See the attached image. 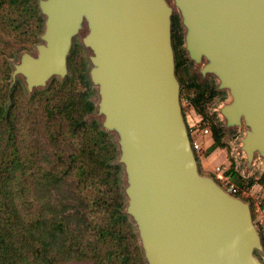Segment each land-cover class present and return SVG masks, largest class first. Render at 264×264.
I'll return each mask as SVG.
<instances>
[{
	"label": "water",
	"instance_id": "1",
	"mask_svg": "<svg viewBox=\"0 0 264 264\" xmlns=\"http://www.w3.org/2000/svg\"><path fill=\"white\" fill-rule=\"evenodd\" d=\"M175 1L186 49L203 61L197 82L212 77L227 90L225 127L244 119L247 157L264 154V0ZM37 7L42 41L36 52H20L10 89L17 74L28 90L64 78L81 34L101 128L117 145L123 213L146 263L264 264L250 203L199 170L180 101L169 0H37Z\"/></svg>",
	"mask_w": 264,
	"mask_h": 264
},
{
	"label": "trees",
	"instance_id": "2",
	"mask_svg": "<svg viewBox=\"0 0 264 264\" xmlns=\"http://www.w3.org/2000/svg\"><path fill=\"white\" fill-rule=\"evenodd\" d=\"M41 22L37 0H0V264H144L123 213L116 147L96 121L83 119L93 104L79 52L70 57L73 77L62 83L31 99L18 83L10 89L7 57L30 47ZM174 26L176 75L189 105L208 121L209 154L226 146L222 127L205 112L214 91L186 78ZM256 181L264 182L247 183Z\"/></svg>",
	"mask_w": 264,
	"mask_h": 264
},
{
	"label": "rangeland",
	"instance_id": "3",
	"mask_svg": "<svg viewBox=\"0 0 264 264\" xmlns=\"http://www.w3.org/2000/svg\"><path fill=\"white\" fill-rule=\"evenodd\" d=\"M169 2L173 5V17L177 19L178 29L177 35L180 38V42L178 44V52L181 55L184 63L186 65V78L198 81L199 77L197 75V69L201 67L202 62L194 60L188 50L186 49V39L183 34V27L179 22V8L176 6L175 0H169ZM39 15L42 18L40 31L36 35L35 41L30 44L29 48H24L20 51L15 52L12 56H8L7 60L10 67V75H9V83L12 77L13 64L18 61V57L20 52L23 50L30 51L31 53L36 52L35 45L42 41L40 38V34L43 30V15L39 12ZM74 50L79 52V55L83 58L84 68L82 70V74L84 75L85 81L89 85L90 93L87 96V99L92 102L93 109L90 112H86L84 114L83 119L87 122H91L92 120L96 121L100 127L101 121L103 119V115H100L98 112V100L99 95L97 89L94 85L91 84L89 80V69L91 67V61L89 55L91 54L88 47H86L82 40L81 34L77 33L72 42L71 50L68 55V72L64 78L59 77L58 75H54L44 86L33 88L32 90H28L22 75H15V81L21 86L23 95L26 99H31L36 93L46 91L53 81H58L62 83L66 78L73 77V70L70 65V57ZM206 85L211 87L214 91V95L211 99L206 101L205 104V112L212 119L217 126L223 127V141L226 143L225 147H216L212 152L207 154V147L213 142L211 130L208 125V121L205 120L201 114H199L194 108L189 105L188 99L186 98V93L180 91V101L183 109L184 119L186 121L191 143L197 144V148H194V152L196 157H198V167L201 173L212 175L217 182L222 187H227L228 183H233L239 193V197L250 203L252 218L259 231L262 242L264 244V182L256 181L253 184H248L249 177H255L257 179H263L264 181V154L255 151L253 156L248 158L247 151L244 147V139L247 135L248 126L245 124L244 119L239 123L230 125L225 127V119L222 112V107L224 104H227L231 101V96L228 94L227 90L219 91L215 87L216 83L214 78L207 77ZM75 87L78 90L84 89V86L79 81V79L74 80ZM181 83V82H180ZM182 85V83H181ZM111 136V135H110ZM41 145L44 144L45 139L44 136H40ZM111 139L116 147V154L118 153L117 145L114 142V138L111 136ZM114 163H118L117 156ZM233 165V171H231V166ZM219 166L220 170H224L226 175H229L228 180H224V178H219L218 173L220 170H217L216 167ZM121 167V166H120ZM122 170V169H121ZM122 171L120 172L121 175ZM240 176V182H238V178L236 174ZM121 178V177H120ZM229 181L228 183H226ZM124 181L122 183V179H120V188L123 190ZM124 196V195H123ZM126 197H124V202ZM124 206V203H123ZM124 208V207H123ZM130 222L132 232L135 234L137 245L139 247L140 255L144 264H147L142 253V248L140 247L139 237L136 232V228L134 223L128 218ZM255 254L264 262V254L255 250ZM79 264H90V263H79Z\"/></svg>",
	"mask_w": 264,
	"mask_h": 264
},
{
	"label": "built area",
	"instance_id": "4",
	"mask_svg": "<svg viewBox=\"0 0 264 264\" xmlns=\"http://www.w3.org/2000/svg\"><path fill=\"white\" fill-rule=\"evenodd\" d=\"M192 146H193L194 148H197V144H196V143H194ZM216 169H217V170H220V167L217 166ZM224 172H225L224 170H220L219 173H218V176H219V178H224V180H225V179L228 180L229 175H226ZM228 182H229V181H227L226 183H228ZM225 189H226L229 193H231V194H233V195H236L237 192H238L237 187H236L233 183H228V186L225 187Z\"/></svg>",
	"mask_w": 264,
	"mask_h": 264
},
{
	"label": "flooded vegetation",
	"instance_id": "5",
	"mask_svg": "<svg viewBox=\"0 0 264 264\" xmlns=\"http://www.w3.org/2000/svg\"><path fill=\"white\" fill-rule=\"evenodd\" d=\"M174 18H175V17H173V20H174ZM174 25H175V24H173V26H174ZM177 27H178V26H177ZM174 28L176 29V26H174ZM174 28H173V29H174ZM176 30L178 31V29H176ZM172 32H173V31H172Z\"/></svg>",
	"mask_w": 264,
	"mask_h": 264
}]
</instances>
